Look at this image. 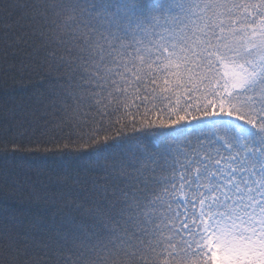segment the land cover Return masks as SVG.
Returning a JSON list of instances; mask_svg holds the SVG:
<instances>
[{
	"label": "snow or ice",
	"instance_id": "6c2138e0",
	"mask_svg": "<svg viewBox=\"0 0 264 264\" xmlns=\"http://www.w3.org/2000/svg\"><path fill=\"white\" fill-rule=\"evenodd\" d=\"M0 264H264V0H0Z\"/></svg>",
	"mask_w": 264,
	"mask_h": 264
}]
</instances>
